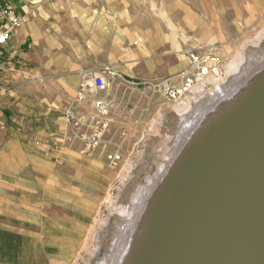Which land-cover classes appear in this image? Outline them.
Listing matches in <instances>:
<instances>
[{"label":"crops","instance_id":"crops-1","mask_svg":"<svg viewBox=\"0 0 264 264\" xmlns=\"http://www.w3.org/2000/svg\"><path fill=\"white\" fill-rule=\"evenodd\" d=\"M4 7H11L23 21L0 48V264H52L50 258L62 251L60 234L67 235L68 229L60 228L54 215L46 219L38 212L61 209L52 201L60 189L89 194L93 178L106 176L97 165L101 148L95 157L82 158L81 130L65 117L79 84L104 68L123 75L114 80L115 121L106 139L132 145L148 137L152 125L164 116L166 101L141 86L124 93L122 80L165 78L182 70L188 59L157 57L155 45L148 42L131 48L121 60L115 47L121 39H101L96 45L86 28L64 23L59 28L48 4L0 0V11ZM100 19L99 26H108ZM118 127L130 134L117 133Z\"/></svg>","mask_w":264,"mask_h":264},{"label":"rangeland","instance_id":"rangeland-1","mask_svg":"<svg viewBox=\"0 0 264 264\" xmlns=\"http://www.w3.org/2000/svg\"><path fill=\"white\" fill-rule=\"evenodd\" d=\"M24 2L48 4L59 19V28L63 27V23L68 27L79 26L82 30L86 28V34L93 44L98 45L101 39L115 37L121 39V44L119 42L115 45L118 49L116 50L118 58L121 60L127 57L131 48L144 47L150 42L155 45V56L165 57L172 62L186 61L188 51L213 49L225 62L222 78L227 76L229 64L233 60L237 61L238 55L243 54L251 61V57L260 52L264 64V0H24ZM100 18L104 21L106 19L108 26H99ZM167 21L172 25H168ZM106 31L112 35L105 34ZM136 41L139 43L135 44ZM248 76L249 72L246 70L238 75L242 80H246ZM84 80H91L90 76H86ZM122 81L126 84L122 88L124 93L132 91L131 86L134 84ZM117 87L116 81H112L108 93L91 89L87 100L77 110L81 115L94 112V100L97 98L113 102L112 92H118ZM205 95L194 92L180 102L170 101L162 96L166 101L162 109L164 116L152 125L146 139L135 144L111 141L106 139L108 133L106 134L99 147L87 156L92 158L101 148L97 165L106 176L93 178L89 194L87 190L71 193L60 189L59 193L53 194L52 201L54 208L59 206L61 209L44 208L38 212L45 218L48 214L54 215V222L57 221L56 224L60 228L68 229L67 235L60 234L59 244L62 251H59L56 258H50L52 264H99L108 258L115 234L122 219L126 217L120 210L125 206H132L135 202V193L145 189L148 179L157 171L159 162L171 157L180 139L179 126L182 120L177 112V106L195 102L197 99L203 102L209 97ZM120 129L121 127H118L116 132L121 134ZM127 134H130L129 130ZM116 150L122 151L124 160L119 168L113 169L108 165L106 155ZM83 156L85 155L82 154L81 157ZM36 231L39 230L36 228ZM131 231L132 228H129L126 233L130 235ZM44 244L49 245L48 242Z\"/></svg>","mask_w":264,"mask_h":264},{"label":"water","instance_id":"water-1","mask_svg":"<svg viewBox=\"0 0 264 264\" xmlns=\"http://www.w3.org/2000/svg\"><path fill=\"white\" fill-rule=\"evenodd\" d=\"M182 169L139 264H264V79Z\"/></svg>","mask_w":264,"mask_h":264},{"label":"bare ground","instance_id":"bare-ground-1","mask_svg":"<svg viewBox=\"0 0 264 264\" xmlns=\"http://www.w3.org/2000/svg\"><path fill=\"white\" fill-rule=\"evenodd\" d=\"M238 56L237 61L233 60L229 64V71L225 78H222L223 75H221L217 78L209 77L207 79L211 85L219 86L218 92L216 90L203 102L201 99L199 101L197 99L195 102L177 106L176 109L179 116H181L182 123L179 126L180 139L178 138L179 141L175 146V150L167 160H158L160 164L157 171L148 179L145 189L142 191L137 190L138 192L135 193L134 197L135 202L132 203V206H125L120 210L122 214H126V217L122 219L117 233L115 231L116 234L108 258L99 264L140 263L138 259L147 240L148 226L152 214L162 203L165 206L171 199L173 187L179 175L183 173L182 165L187 156L204 140L211 128L235 110L264 79L262 53L259 52L257 55L252 56L251 61L243 54ZM256 57H260V59ZM245 70L249 72V76L246 80H242L238 75L244 73ZM230 78L232 79L230 80ZM87 82L90 84L92 80H87ZM197 90L198 88L187 95L189 96ZM129 228H132L130 235L126 233Z\"/></svg>","mask_w":264,"mask_h":264},{"label":"built area","instance_id":"built-area-1","mask_svg":"<svg viewBox=\"0 0 264 264\" xmlns=\"http://www.w3.org/2000/svg\"><path fill=\"white\" fill-rule=\"evenodd\" d=\"M22 18L15 14L11 7H5L0 11V48L10 39L11 33L22 24ZM225 62L223 57L213 49L201 48L195 51H188V63L178 72L165 78L148 80L146 82H133L135 86H147L152 92L164 96L170 101H180L188 97V93L198 88V94H207L208 96L218 92V85H211L207 79L209 77L217 78L223 75ZM93 75V76H92ZM90 75L92 83L87 80L81 82L74 100L65 111V117L71 126L79 132L82 139L81 154L91 155L97 147L105 140L106 134L111 129L115 119L111 112L113 102L103 98L94 100L95 110L88 115H81L77 108L87 100L91 89L100 93H108L111 82L117 78H123V75L114 69L104 68ZM92 76V78H91ZM214 88L212 89V87ZM127 129H122V135H126ZM106 160L108 165L113 168H119L124 160L121 150L107 153Z\"/></svg>","mask_w":264,"mask_h":264}]
</instances>
